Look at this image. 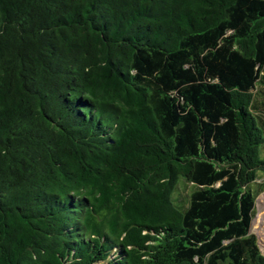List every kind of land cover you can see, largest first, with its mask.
I'll return each mask as SVG.
<instances>
[{"label": "trees", "instance_id": "obj_1", "mask_svg": "<svg viewBox=\"0 0 264 264\" xmlns=\"http://www.w3.org/2000/svg\"><path fill=\"white\" fill-rule=\"evenodd\" d=\"M261 193L264 0H0V264H264Z\"/></svg>", "mask_w": 264, "mask_h": 264}, {"label": "rangeland", "instance_id": "obj_2", "mask_svg": "<svg viewBox=\"0 0 264 264\" xmlns=\"http://www.w3.org/2000/svg\"><path fill=\"white\" fill-rule=\"evenodd\" d=\"M261 181H257L260 183ZM186 190L182 192V195L187 194ZM251 233L256 236L257 245L260 253L264 256V193L257 196L255 202V217L251 224Z\"/></svg>", "mask_w": 264, "mask_h": 264}]
</instances>
